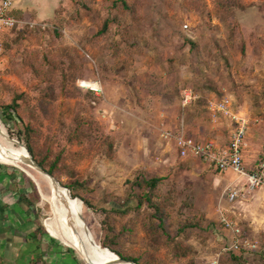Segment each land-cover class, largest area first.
<instances>
[{"label": "rangeland", "instance_id": "rangeland-1", "mask_svg": "<svg viewBox=\"0 0 264 264\" xmlns=\"http://www.w3.org/2000/svg\"><path fill=\"white\" fill-rule=\"evenodd\" d=\"M127 1L134 14L113 0H61L52 18L0 34V103L23 95L21 119H5L0 108L1 123L22 146L18 136L29 124L39 151L62 153L69 173L61 181L85 199L76 200L93 242L101 244L108 229L115 248L143 264H264V189L230 202L234 185L214 182L224 172L196 176L191 161L199 159L165 143L168 123L185 132L194 115L217 127L211 140L220 143L219 134L226 144L227 122L209 110L223 96L249 119V132L264 129V0ZM108 17L113 22L101 32ZM83 79L98 81L103 92L80 87ZM0 165L19 175V188H30L34 221L54 238L60 252L48 255L44 243L46 263L85 264L63 244L50 184L32 168L34 175L18 163ZM138 171L164 178L157 198L173 229L195 226L174 241L157 240L151 210L136 209L135 199L124 205ZM222 212L255 247L229 248Z\"/></svg>", "mask_w": 264, "mask_h": 264}, {"label": "crops", "instance_id": "crops-1", "mask_svg": "<svg viewBox=\"0 0 264 264\" xmlns=\"http://www.w3.org/2000/svg\"><path fill=\"white\" fill-rule=\"evenodd\" d=\"M60 1L15 0L12 13L23 22L18 28L30 23V21L37 23L52 18ZM204 118L190 115L189 125L185 128V134L199 142L210 140L212 138L211 134L214 133V129L217 127H209L208 122L204 121ZM220 118V121L226 120L227 122L228 127L226 129L228 130L229 142L235 124L229 118L223 116ZM168 125L170 126L169 128L176 129L175 132L173 129L170 130L173 133L179 132L178 130L181 128L176 123H168ZM248 133L244 144L246 149H243L244 165L247 170H252L258 166L264 154V129L259 128L255 131H248ZM218 137L222 145L228 144V142L226 144L222 143L219 134ZM165 143L167 151L169 149L172 151L173 146L177 147L174 137H171L169 141L165 140ZM171 153L169 151V154ZM189 157L199 159V161H191L193 164L191 165L192 173H196V176L204 175L205 170L224 172L223 177L214 178L216 186L223 184L234 185L235 188H243L245 179L232 170L219 171L199 157ZM182 158L188 157L182 156ZM19 181L20 177L18 174H13L0 165V264H47V254H57L60 251L50 241L54 238L48 237L44 233L35 235L38 225L34 221V213L30 212V188L27 186V189L19 188ZM258 189H264V187ZM254 191H257V189ZM44 243H48L50 247H48L47 254L44 251L45 249L42 248Z\"/></svg>", "mask_w": 264, "mask_h": 264}, {"label": "built area", "instance_id": "built-area-1", "mask_svg": "<svg viewBox=\"0 0 264 264\" xmlns=\"http://www.w3.org/2000/svg\"><path fill=\"white\" fill-rule=\"evenodd\" d=\"M14 1L15 0L0 1V34L23 24V22L12 13ZM31 24L33 25L34 22ZM79 86L89 89L95 94L103 92V87L98 81L83 79L80 81ZM231 106L232 102L228 96L210 101L209 105L210 115L214 120L223 116L231 119L235 124L230 140L226 145H222L211 139L203 142L196 141L194 138L187 136L183 130L177 133L168 130L165 132V137H174L181 156L199 157L219 171L232 170L244 178L243 188L234 187L228 192V200L234 202L240 195H245L260 187H264V154L255 169H246L244 165L243 149L249 130V119L244 115L235 113ZM221 216L225 229L231 231L233 235V240L229 247L230 249L238 252L243 249H252L256 246L242 236V228L239 226L238 222L232 220L231 217L223 212Z\"/></svg>", "mask_w": 264, "mask_h": 264}, {"label": "trees", "instance_id": "trees-1", "mask_svg": "<svg viewBox=\"0 0 264 264\" xmlns=\"http://www.w3.org/2000/svg\"><path fill=\"white\" fill-rule=\"evenodd\" d=\"M113 7H122L124 10L135 13L134 7H132L127 0H113ZM113 22V18H106L101 32H106ZM191 43V48L193 51L197 49V45L189 41ZM23 98L22 94H15L12 101L8 104H1L0 108H2V116L7 120H11L17 122V118L21 119L18 114V109L20 107V99ZM34 133V129L30 127L29 124L25 127L24 132L19 133L18 139L24 142V145L28 148L31 155L34 159L42 165L51 175L56 177L58 181L62 183L61 178L63 174L69 173L68 166L63 163V155L62 153H58L55 157H51L49 151H39L32 143H31V135ZM163 177L158 176H148L144 171H138L135 178L131 182L132 191L129 192L127 199L125 200L127 204L131 199L136 200V209H140L142 206L146 205L151 210V224L150 229L155 235L157 240H161L164 242L174 241L175 237L182 234L188 227H194L195 224L192 222H179L177 229H173L171 225L170 216L166 210L165 205L157 198L158 191L163 182ZM37 190V196L39 197V191L36 184L33 185ZM64 186L68 187L71 190L73 197H79L78 193L73 188L72 184H64ZM85 201V199L82 198ZM87 203V201H86ZM131 208L116 209V212L121 214H127ZM106 234L104 240L101 244L104 247L110 248L112 251L117 253L119 256L127 259L133 260L137 264H143L139 261V259L126 256L115 248L114 243L111 239H109V230L106 229ZM38 233H45L43 227L38 225L35 230V235Z\"/></svg>", "mask_w": 264, "mask_h": 264}, {"label": "bare ground", "instance_id": "bare-ground-1", "mask_svg": "<svg viewBox=\"0 0 264 264\" xmlns=\"http://www.w3.org/2000/svg\"><path fill=\"white\" fill-rule=\"evenodd\" d=\"M29 153L19 141L11 138L0 121V161L3 163H18L26 167L30 175H34L30 167L21 159L28 157ZM51 188V199L57 207L59 229L68 241L64 244L83 251L79 256L87 264H130L115 262L118 254L111 253L99 242L92 241V233L89 231L85 217L83 216L78 201L63 186H55L51 180L39 174ZM83 206V205H82ZM94 237V236H93Z\"/></svg>", "mask_w": 264, "mask_h": 264}, {"label": "water", "instance_id": "water-1", "mask_svg": "<svg viewBox=\"0 0 264 264\" xmlns=\"http://www.w3.org/2000/svg\"><path fill=\"white\" fill-rule=\"evenodd\" d=\"M24 145V144H23ZM25 146V145H24ZM25 148H26V150L28 151V153H29V155H28V157H25L24 159H21V161L25 164V165H27L28 167H30V168H32L34 171H36L37 173H39V174H41V175H44V176H46V177H48L50 180H51V182L55 185V186H58V185H61V186H63L65 189H67L68 190V192L72 195V193H71V190L68 188V187H66V186H64L63 184H61L59 181H58V179L56 178V177H54L53 175H51L42 165H40L35 159H34V157L31 155V153L29 152V150H28V148L25 146ZM74 199H78V200H80L81 202H83V200L82 199H80L79 197H73ZM61 243H63L62 241H60ZM64 244V243H63ZM65 245V244H64ZM78 248H71V249H73L79 256H81L82 254H83V251H82V249L79 247V246H77ZM106 249H108L111 253H114V254H116L114 251H112L110 248H108V247H105ZM81 254V255H80ZM83 256V255H82ZM117 256V259H116V261L115 262H117V263H130V264H137L135 261H133V260H127V259H125V258H123V257H121V256H119V255H116ZM86 260L84 259V262H85ZM85 264H86V262H85Z\"/></svg>", "mask_w": 264, "mask_h": 264}]
</instances>
